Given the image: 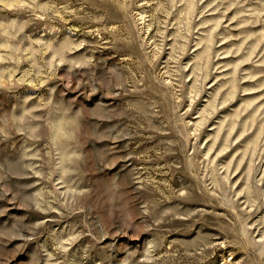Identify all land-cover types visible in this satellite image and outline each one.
I'll list each match as a JSON object with an SVG mask.
<instances>
[{
	"label": "rangeland",
	"instance_id": "374dc122",
	"mask_svg": "<svg viewBox=\"0 0 264 264\" xmlns=\"http://www.w3.org/2000/svg\"><path fill=\"white\" fill-rule=\"evenodd\" d=\"M0 264H264V0H0Z\"/></svg>",
	"mask_w": 264,
	"mask_h": 264
}]
</instances>
